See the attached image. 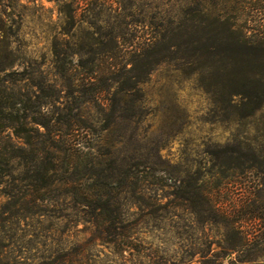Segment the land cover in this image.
Listing matches in <instances>:
<instances>
[{
  "label": "rangeland",
  "instance_id": "374dc122",
  "mask_svg": "<svg viewBox=\"0 0 264 264\" xmlns=\"http://www.w3.org/2000/svg\"><path fill=\"white\" fill-rule=\"evenodd\" d=\"M249 1L0 0V41L8 47L11 71L31 64L60 84L51 55L57 39L72 52V65L81 57L89 65L90 53L80 56L79 51L117 46L99 68L87 66L73 75L82 101L79 115L94 123L93 131L78 137L82 156L102 160L95 172L105 169L112 175L102 199L112 205L103 211L81 207L75 202L80 196L73 200L66 188L53 187L43 216L2 218L0 264L226 262L218 247L222 230L202 223L198 210L182 197L196 203L199 186L212 191L219 205L239 197L236 183L223 186L227 181L220 177L221 187L213 185L227 157L235 159L244 149L264 154V99L248 117L242 102L245 97L257 103L254 83L243 85L248 78L259 77L264 93V62L244 72L230 62L226 70L208 71L199 60L173 54L170 46L198 36L208 42L218 37L216 25L205 17L210 12L242 26L247 36L264 29L245 10ZM156 41L165 61L145 72V57L138 53ZM251 54L264 59L261 49ZM105 124L109 130L102 129ZM130 170L133 179L125 182ZM98 213L114 219L115 227L96 222Z\"/></svg>",
  "mask_w": 264,
  "mask_h": 264
},
{
  "label": "trees",
  "instance_id": "16d2710c",
  "mask_svg": "<svg viewBox=\"0 0 264 264\" xmlns=\"http://www.w3.org/2000/svg\"><path fill=\"white\" fill-rule=\"evenodd\" d=\"M246 4L245 10L254 14L259 26H264V0ZM75 11L73 9L67 15L70 22L74 21ZM205 17L216 25L214 28L217 31L213 32L218 37L211 42L198 36L190 41L174 43L170 46L175 49L173 54L180 53L182 58L199 60L202 62L200 68L208 71L220 72L236 65L244 72L245 69L262 66L264 59L253 57L251 51L261 49L264 52L263 27L247 36L246 29L229 23L221 13H206ZM224 30L227 36H224ZM1 34L2 25L0 39L3 38ZM60 34L65 35V32ZM157 45V41L152 42L138 53L145 57V72L165 61L166 57L160 53L162 50L155 49ZM115 47L79 51L80 56L90 53L89 65L82 57L72 65V52L64 49V43L57 39L52 45L51 55L52 68L61 82L58 84L50 81L47 73L38 66L31 64L22 67L21 71H11L13 62L8 61V47L0 41V198H5L0 203V221L5 215L19 219L43 216L48 204H51L49 191L59 186L66 188L73 200L80 196V201L75 202L81 207H95L103 211L112 205L102 200L104 190L112 183V175L104 174L105 169L95 172L103 165L102 160L87 161L85 155L82 156L84 146L78 137L93 131L94 123L79 115L82 101L73 75L86 70L87 66L92 70L99 68L101 59H112ZM166 50L170 53V49ZM4 53L7 56H3ZM99 55L101 58H98ZM109 68L114 70L115 65L109 63ZM253 72L250 73L257 76ZM247 78L244 75L243 79ZM248 79L243 85L254 83L253 99L257 103L247 102L249 100L242 97L246 111L244 116L247 117L260 108L264 99L263 91L260 93L258 89L261 84L259 77L255 82ZM95 97L98 98L97 95ZM109 127L110 124H105L102 129L109 130ZM82 158L86 161L83 171L79 169ZM227 158L226 163L219 166L221 171H218V179L213 186L219 189L221 178L227 181L223 186L230 182L238 184L240 195L236 201L228 200L219 205L213 199V192H206L200 186L194 194L197 196L196 203L192 197L184 196L182 199L189 202L192 210H198L202 223L222 230L221 245L218 247L223 259H226L224 264H264V154L244 149L238 152L235 159L232 155ZM133 174L130 170L125 182L132 180ZM86 184H89L87 188ZM93 186L94 189H89ZM81 190L84 192L81 193ZM95 220L111 228L116 224L114 219H105L102 213L96 214Z\"/></svg>",
  "mask_w": 264,
  "mask_h": 264
}]
</instances>
